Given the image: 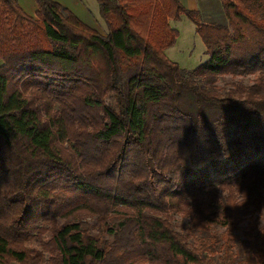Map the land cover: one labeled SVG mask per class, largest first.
<instances>
[{"label":"trees","instance_id":"obj_1","mask_svg":"<svg viewBox=\"0 0 264 264\" xmlns=\"http://www.w3.org/2000/svg\"><path fill=\"white\" fill-rule=\"evenodd\" d=\"M97 1L107 36L0 0V264H240L264 216V0H221L227 25ZM182 17L208 55L189 71L166 53Z\"/></svg>","mask_w":264,"mask_h":264},{"label":"rangeland","instance_id":"obj_2","mask_svg":"<svg viewBox=\"0 0 264 264\" xmlns=\"http://www.w3.org/2000/svg\"><path fill=\"white\" fill-rule=\"evenodd\" d=\"M84 3L86 4V0H84ZM97 8V10L89 11L91 19L94 20V17L92 16H95L103 24H106L101 15L99 7ZM185 24H190L193 26V31ZM172 25L179 32V40L175 45V49H173L174 55L176 57L175 59L180 60V62H177L183 70L189 71L197 68L207 60L208 55L206 54V49L201 38L195 30V25L186 17L183 19V21H180V23L174 22ZM106 28L108 30L107 24ZM173 51H167L170 57L173 56ZM246 82L248 83V81ZM220 84L222 85V83ZM255 220L257 224L256 228L252 232V236H247L245 234V232H250L251 230V227H247L251 221L250 219L242 224V230L236 232L238 235L237 252L239 258L241 259L240 264H256L254 253L259 250H264V242L260 238L261 227L264 226V216L259 217L258 215H255ZM185 222L186 219L180 218L179 216L175 218L177 228H180L179 226L185 224Z\"/></svg>","mask_w":264,"mask_h":264},{"label":"crops","instance_id":"obj_3","mask_svg":"<svg viewBox=\"0 0 264 264\" xmlns=\"http://www.w3.org/2000/svg\"><path fill=\"white\" fill-rule=\"evenodd\" d=\"M54 1L68 8L82 22L96 29L101 35L107 36L109 34V29L107 30L106 24H103L95 16H92L94 17V20H92L90 17L89 11L97 10L98 9L97 7H99L100 9V6H98L99 3L97 0H86V4L84 3V0H54ZM180 1L184 5V7H186L187 9L199 11L201 19L205 23L218 24V25L228 24L226 14L224 12V9H222L223 6H221L222 5L221 0H180ZM18 2L28 15L30 16L36 15V12L38 11V5H37L36 0H18ZM183 19H185V17H182L180 21H183ZM180 21H176V22L180 23ZM185 25L188 28L192 29L193 31L194 29L193 26H191L190 24H185ZM195 30H196V26H195ZM173 49H175V46L169 50L173 51ZM167 55L169 56L168 53ZM169 58L173 60L174 62H177V61L180 62V60L175 59L176 57L174 55V51H173V56L172 57L169 56ZM1 65L2 64H0V66Z\"/></svg>","mask_w":264,"mask_h":264},{"label":"clouds","instance_id":"obj_4","mask_svg":"<svg viewBox=\"0 0 264 264\" xmlns=\"http://www.w3.org/2000/svg\"><path fill=\"white\" fill-rule=\"evenodd\" d=\"M237 190H238V192H240L238 186H237ZM246 199H247V195H246V193H242V192H240V199H239V201L237 202L238 205H239V206H242V205L245 203Z\"/></svg>","mask_w":264,"mask_h":264}]
</instances>
